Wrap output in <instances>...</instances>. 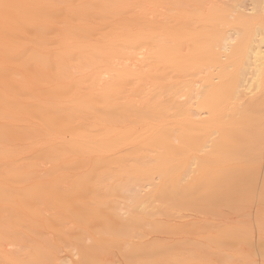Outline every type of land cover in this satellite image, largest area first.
Returning a JSON list of instances; mask_svg holds the SVG:
<instances>
[{"label":"bare ground","instance_id":"6f19581e","mask_svg":"<svg viewBox=\"0 0 264 264\" xmlns=\"http://www.w3.org/2000/svg\"><path fill=\"white\" fill-rule=\"evenodd\" d=\"M249 5L0 0V264H58L55 233L70 217L81 240L88 229L107 233L93 243L120 236L99 207L110 190L131 194L135 233L164 224L157 216L171 203H211L218 214L202 227L207 248L186 264H232L224 250L235 242L233 220L219 215L234 210V195L245 190L242 146L249 151L264 114V85L256 84L264 72V0ZM41 153L47 162L35 160ZM49 161L56 172L27 170ZM196 164L199 176L185 187ZM144 183L158 211L142 220ZM49 207L56 208L50 222ZM93 253L83 251V260Z\"/></svg>","mask_w":264,"mask_h":264},{"label":"rangeland","instance_id":"374dc122","mask_svg":"<svg viewBox=\"0 0 264 264\" xmlns=\"http://www.w3.org/2000/svg\"><path fill=\"white\" fill-rule=\"evenodd\" d=\"M223 1L224 3L230 2L231 4H235L238 1H246L248 5L250 2V0ZM261 30L260 28L259 31ZM232 35H238L237 30L234 28ZM244 36L245 35H243V37ZM219 44L221 46V43ZM219 44L217 46H219ZM217 49L221 50L220 47ZM146 50L147 49H143L142 52L144 53ZM30 54L31 51L27 46L23 45L20 47L19 58L26 59ZM258 80L260 81L256 82V84L264 85V72L259 74ZM254 126L259 128L262 132L255 133L253 138L254 142L250 146L249 151H247L246 146L244 149L242 146V150L245 152L246 156L244 157V167L242 168L243 172L247 174L244 179V182H246L245 190L240 195L233 194L235 204L237 205L234 210L224 209L221 210V212H223L219 215V218L222 216L224 220H233L235 242L229 249L224 250L232 253V264H264V188H262V184L257 185L258 182L260 183L264 180L263 113L257 115ZM45 158L44 153H41L35 157V160L37 162H47ZM255 159H259L257 162L258 164L259 162L262 163L260 168L258 164H256L257 167H252ZM57 168V165H53L49 161L43 169L30 166L27 170L30 172L38 171L39 173H43L44 170L56 172ZM192 170H194L192 175L184 179L183 185L185 187L191 186L193 182L196 181L201 167L196 164L192 167ZM142 188L144 194V196H142L143 202L147 203L146 207L148 208L146 211H142L139 214V216L143 215L142 220H144L149 219V214L152 211L157 212L158 210L153 208L150 204L152 201V197H150L152 186L148 183H144ZM108 192L110 194L108 193V197L104 199L109 200V203H103L99 205V207L104 213L113 217L110 218L109 224L112 227L113 225H117L114 228L121 231L122 234L118 237L115 236L114 239L112 238L113 241L110 240L108 243H93L92 236H99V239L104 237L107 233L105 234V231L89 232L88 229L86 235L90 238L83 235L84 238L81 240L76 232L79 225L75 219L70 217L68 218L67 226L60 228V230L55 233L56 243L58 242V249H56L59 259L58 264H133V262L135 264H186L190 261L189 258H191L192 255H194V258L196 255L200 256L203 254V250L207 248L205 243H203L205 242V235L202 227L207 217L216 224L218 214V210L214 208L211 203L205 200L192 201L191 199H184L178 205L171 203L168 207H165V211H159L162 213L157 216L162 217V221L165 222L164 224H158L157 221L154 226L144 224L142 227L140 226L137 228V232L135 233L134 231L132 232V227L129 226L130 219H132L130 212L133 209L132 200L130 199L131 194L129 192L115 193L117 192L115 190H110ZM198 203H202L206 206V215L198 211L199 207L200 209L203 208L199 206ZM214 210L216 212L215 215L212 213ZM55 211L56 208L54 207L48 208L46 217L48 219L50 218L49 222ZM69 231H74V234L69 233ZM83 231L85 232L84 229L81 232ZM139 234L144 236V243H134L137 240L135 236H139ZM120 238H123L122 242L124 243H114L115 240ZM189 240L194 243H183ZM212 246L215 250L221 249V246L217 243ZM87 249H90V254L93 250L94 253L92 254L93 257L91 260L85 261V259L83 260V251ZM163 256H165V262L162 263ZM167 256H169V260L166 261ZM132 257L135 258L132 259ZM24 262L25 264H52L44 261L36 263L32 259Z\"/></svg>","mask_w":264,"mask_h":264}]
</instances>
